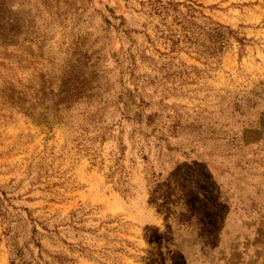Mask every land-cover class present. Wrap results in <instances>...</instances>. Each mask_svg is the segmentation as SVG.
I'll return each mask as SVG.
<instances>
[{
	"label": "rangeland",
	"instance_id": "obj_1",
	"mask_svg": "<svg viewBox=\"0 0 264 264\" xmlns=\"http://www.w3.org/2000/svg\"><path fill=\"white\" fill-rule=\"evenodd\" d=\"M0 264H264V0H0Z\"/></svg>",
	"mask_w": 264,
	"mask_h": 264
}]
</instances>
